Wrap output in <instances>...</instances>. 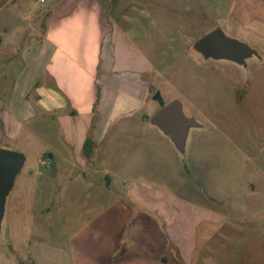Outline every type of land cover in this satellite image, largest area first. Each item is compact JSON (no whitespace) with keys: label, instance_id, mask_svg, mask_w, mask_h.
<instances>
[{"label":"rangeland","instance_id":"obj_1","mask_svg":"<svg viewBox=\"0 0 264 264\" xmlns=\"http://www.w3.org/2000/svg\"><path fill=\"white\" fill-rule=\"evenodd\" d=\"M99 1L110 25L150 64L149 71L142 73L146 96L139 119L152 126L154 112L175 100L195 121L183 154L157 127L150 131L158 134L150 148L174 150L180 164L179 174L163 170L169 181L152 187L164 195L153 197L174 207L180 206L181 199L190 205L160 222L167 224V232L163 228L158 234L154 225L144 236L152 257H162L158 264H264V13L255 12L257 0L250 4L251 13L244 14L247 26L236 21L233 30L226 29V23L230 16H238L231 9L239 0ZM257 2L264 8V0ZM51 5V0H0V89L10 90L23 65L21 51L27 40L37 38ZM218 28L233 33L256 55L249 56L245 65L204 58L194 44ZM3 93L0 97H5ZM136 135L115 142L120 164L131 161L124 152ZM61 143L53 124L35 136L28 131L15 141H0L1 149L28 155L6 197V216L0 222V264H60L59 254L42 250L32 254V248L38 242L63 249L69 241L73 264H131L122 257L130 250L142 247L144 251L145 245L128 238L125 229L112 235L110 260L98 261L103 236L111 235L117 223L108 222V228L100 230L93 218L111 203L135 199L128 188L133 180L124 176L125 186L118 183L119 188L104 190L93 206L95 195L89 200L82 183L68 181V176H77V166L64 162L52 168L39 166L48 158L43 155L45 149L62 154ZM53 169H58L59 179L52 197L45 176ZM118 177L123 182V174ZM198 209L208 214L201 216ZM38 227L49 235H38Z\"/></svg>","mask_w":264,"mask_h":264},{"label":"crops","instance_id":"obj_2","mask_svg":"<svg viewBox=\"0 0 264 264\" xmlns=\"http://www.w3.org/2000/svg\"><path fill=\"white\" fill-rule=\"evenodd\" d=\"M257 1L255 12L264 13V8H259ZM51 2L37 38L27 40L26 47L21 51L23 65L10 90L0 89L1 94H6L5 97H0V102H4L0 103V141H15L28 131L35 136L43 127L53 124L58 129L60 143L62 141V154L45 149L43 155L47 154L46 157L50 160L47 168L58 166L59 162L70 167L77 166V176H68V181L82 183L87 190L85 193L89 194V200L94 194L96 199L93 198V206L101 200L104 190L111 192L120 187L118 183L125 186L127 179L133 180L128 188L136 200L132 197L111 203L102 208L98 213L99 217L93 218L100 230L107 229L108 222L117 223L116 228L112 226L111 235L107 234L109 237L104 234L97 259L106 263L110 260L115 243L112 235L117 236L116 230L125 229L128 238L133 237L136 242L145 245V248L144 251L142 247L130 250L122 259L131 264H154L157 260L158 264L162 257H152L153 250L150 244H146L144 236L152 232L154 225L158 234H162L163 228L167 232V224L164 226L160 222L171 220L172 215L183 212L189 203L181 199L177 203L180 206L174 207L168 201L153 197V194L164 195L152 187L169 181L163 177V170L179 174L180 164L179 156L174 150L161 148L155 151L150 148L152 139L158 134L150 132L154 126L138 117L146 96V83L142 80V73L149 71L150 64L138 51L131 50L120 31L110 25L108 12L99 0ZM252 2L253 0H239L238 4L232 5L231 12L238 16L229 17L226 29L237 28L234 26L236 21L242 27L247 26L244 25L248 23L244 20V14L251 13ZM261 5L264 4L261 2ZM224 33L228 37H236L233 33ZM182 111L190 117L183 105ZM134 129L142 131L138 134ZM129 135H136L133 136L134 143L124 152L131 161L122 165L119 153L115 150V142L124 136L129 138ZM22 155L25 166L28 155ZM162 165L166 167H161ZM57 170L53 169L52 173L45 176L46 184L51 187L52 197L59 179ZM118 174H123L127 179L124 177L123 182L117 181ZM198 210L201 216L208 214L206 209ZM21 215L23 216V212ZM40 229L37 228L40 232L38 235H49ZM71 245L69 241L66 248L60 249L37 242L32 248V254L41 250L44 253L55 252L60 256V264H73ZM35 261L40 263L36 259Z\"/></svg>","mask_w":264,"mask_h":264},{"label":"water","instance_id":"obj_3","mask_svg":"<svg viewBox=\"0 0 264 264\" xmlns=\"http://www.w3.org/2000/svg\"><path fill=\"white\" fill-rule=\"evenodd\" d=\"M194 50L206 59H223L239 65H245V60L249 56L256 55V52L247 45L226 36L220 28L195 42ZM194 122L192 117L184 115L182 103L175 100L162 106L150 119V124L168 136L181 154L184 153L188 130L191 126H195ZM24 160L22 154L0 148V222L4 215L7 194L13 186L16 176L20 173Z\"/></svg>","mask_w":264,"mask_h":264},{"label":"built area","instance_id":"obj_4","mask_svg":"<svg viewBox=\"0 0 264 264\" xmlns=\"http://www.w3.org/2000/svg\"><path fill=\"white\" fill-rule=\"evenodd\" d=\"M40 3H43L44 0H39ZM50 164V160L48 158H45V159H42L40 162H39V166L41 168H44L46 166H48Z\"/></svg>","mask_w":264,"mask_h":264},{"label":"trees","instance_id":"obj_5","mask_svg":"<svg viewBox=\"0 0 264 264\" xmlns=\"http://www.w3.org/2000/svg\"><path fill=\"white\" fill-rule=\"evenodd\" d=\"M89 140V139H88ZM47 155V154H46ZM48 157V156H47Z\"/></svg>","mask_w":264,"mask_h":264}]
</instances>
